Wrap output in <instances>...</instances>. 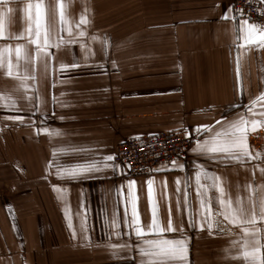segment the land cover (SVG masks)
Masks as SVG:
<instances>
[{
  "label": "crops",
  "instance_id": "crops-1",
  "mask_svg": "<svg viewBox=\"0 0 264 264\" xmlns=\"http://www.w3.org/2000/svg\"><path fill=\"white\" fill-rule=\"evenodd\" d=\"M232 1L60 0L66 23L65 32L59 33L57 0H43L49 5L50 38L61 35L67 41L68 30L74 34L81 15L86 14L90 23L80 27L88 37L106 36L108 48L105 57L103 42L89 40L93 55L86 58L78 43L61 44L49 49L54 53L51 58L41 56L37 62L28 28L38 0H0V51L7 62L11 47L13 63H17L15 49L22 47L20 71L36 76L42 109L34 115L18 112L27 104L18 99L24 89L5 74L6 67L0 68V264H138L137 252L119 245L125 241L143 244L125 226V203L127 182L133 180L141 226L151 223L148 179L153 180L160 224L166 226L171 214L174 225H184L183 237L179 232L164 236L187 239L190 264H246L242 246L233 244L242 235L240 228L218 215L214 187L206 193L211 200L212 234L206 224L202 231L189 226V212L194 220L200 219L196 165L220 176L233 201L239 197L247 203L251 195L258 204L264 195V176L259 171L264 155L243 165L225 163L211 159V153L193 152L194 144L186 161L176 160L183 170L169 163L141 177H129L124 165L105 159L128 139L183 130L203 142L220 130L218 120L238 119L241 114L264 121L259 115L264 105L254 106L255 115L248 112L252 101L264 92V49L246 44L239 28L245 20L235 18L233 11L231 18H221L232 9ZM112 60L117 62L115 68ZM73 62L80 66L60 69V64ZM99 63L104 64L103 70L96 67ZM11 102L15 107L7 106ZM11 115L26 119L23 123L4 119ZM199 125H210L213 131L197 134L193 129ZM40 127L59 134L37 133ZM247 142L253 155L264 154V126L250 130ZM78 164L96 168L76 179L57 175L58 168ZM247 183L252 184L251 191L245 189ZM201 184L211 181L202 178ZM220 227L231 234L221 233ZM145 238L156 236L148 233Z\"/></svg>",
  "mask_w": 264,
  "mask_h": 264
},
{
  "label": "snow or ice",
  "instance_id": "snow-or-ice-1",
  "mask_svg": "<svg viewBox=\"0 0 264 264\" xmlns=\"http://www.w3.org/2000/svg\"><path fill=\"white\" fill-rule=\"evenodd\" d=\"M260 3H264V0H259ZM219 5H217L218 7ZM36 14L32 20H30L28 28V40L34 46L36 61H39L41 56L51 58L54 53L50 52L51 48H59L61 44H79L80 48L84 53H86V58L93 55L92 49L89 44V40L97 41L101 40L102 46L101 51L104 52L105 57H107L108 39L106 36L92 35L88 37L85 29L81 28V25H87L90 23L86 14H82L78 24L76 25V32L73 34L71 30H68L69 39L64 40V37L57 35L56 39L50 38V25H49V5H45L43 0H38L35 3ZM65 6L60 0H57V8L55 10L56 15L59 20V33L65 32ZM232 9H227L222 19H229V13ZM258 11L264 15V9H258ZM239 28L243 34V39L246 44L256 45L258 48L264 49V25L257 23H249V21H240ZM254 37L253 38V35ZM87 37V39H85ZM23 39V37H19ZM0 39H3L0 37ZM239 47H244L240 45ZM22 47L17 46L16 61L13 63L12 60V48L8 47V59L5 62L3 58V52L0 51V68L6 67L5 74L9 77H14L20 82L19 87L23 88L24 91L18 96L19 100L27 101V104L21 105L20 108L16 109L19 111H30L34 115L35 113L42 112L39 107V90L36 88V76L32 73H21L19 61L22 56ZM113 68L117 66L115 60L111 61ZM80 66L78 62H73L71 65L60 64L61 70H68L70 68H76ZM97 68L103 70L104 64L99 63L96 65ZM237 85L239 87V56L237 57ZM31 81V84L29 83ZM16 89L15 91H18ZM31 90L32 95H29ZM56 98L53 97V103H56ZM264 105V92H262L255 100L252 101V106L248 107V112L255 115L253 108L256 104ZM8 107H15V103L11 102ZM31 106V107H29ZM259 115L264 116V112L259 113ZM238 119L216 121L218 125H221L219 131H215L214 135H211L209 139L201 142L196 141L195 146L192 148L193 152H204L211 153V159H216L222 162L237 161L241 165L245 163V160H253L259 158L262 153H253L249 150V145L247 142L248 132L255 131L258 126H264V121L248 120L243 115L238 114ZM63 119L64 117H60ZM11 121L24 122L26 117L22 115H11L4 117ZM31 119V116L28 117ZM34 123V121H33ZM37 133H44L48 135H58V131H50L47 127H40L36 129ZM197 134L201 132H212L213 129L210 125H199L193 129ZM186 138L190 135L186 131ZM56 153L54 152L53 155ZM106 160L111 161L114 159L113 155H108L105 157ZM51 166V165H50ZM107 167V165H106ZM118 168L119 165H116ZM130 167V166H129ZM171 167L173 169L180 168L183 170L184 165L179 164L176 160L171 162ZM196 185H197V199L199 200L200 208L197 215L200 219L194 220L192 218L191 212H189V226L197 227L199 230H204L205 224L207 225L209 234H212L213 223H212V207L211 200L206 198V193L209 187H214L218 195L216 196V201L219 205L220 211L218 215L223 216L224 220L229 224L238 226L240 228L239 240H233V244L242 246V250L246 253L242 255L246 264H264V195L259 199V203L250 195L247 197V203H245L241 198L237 197L233 201L230 197H227L225 187L223 186L222 178L217 176L215 173H208L204 171L202 165L197 164ZM96 168L95 165L90 164H78L73 165L70 168H58L57 175H67L71 178H81L85 173H90ZM161 169H155L159 171ZM262 176H264V167L259 169ZM207 179L211 181L210 185H202L201 179ZM135 181L129 180L127 182L128 187V201L125 203V226L130 227L132 233L138 238V240H143V244L132 245L125 241L123 244L119 245L129 252L136 251L140 256L138 264H190L188 257V241L186 238H166L164 233L179 232L181 237L184 234V225L181 223L179 225H174L169 214V219L166 226L161 225L158 219V208L153 199V180L148 179L146 181L148 188V201L150 210L152 213V221L149 225L142 227L140 218L137 212L134 187ZM181 181L179 178L176 180L178 186ZM264 189V186H261ZM245 189L248 191L252 190V184L247 183ZM54 191H59V189L54 188ZM185 208L189 207L188 193H184ZM131 206V222H128V207ZM179 208V203H178ZM87 211L86 209H82ZM71 227V225H69ZM219 227V225H217ZM219 231L223 234L230 235V231L225 227H220ZM148 233L155 234V239H146L145 236ZM238 235V234H237ZM73 238H75V232H73ZM112 247H116L113 245ZM147 258V259H145Z\"/></svg>",
  "mask_w": 264,
  "mask_h": 264
},
{
  "label": "built area",
  "instance_id": "built-area-1",
  "mask_svg": "<svg viewBox=\"0 0 264 264\" xmlns=\"http://www.w3.org/2000/svg\"><path fill=\"white\" fill-rule=\"evenodd\" d=\"M231 5L235 18L264 25V15L258 11L264 9V3L259 0H233ZM185 134L186 131L177 130L124 140L116 145L113 161L124 165L129 177L153 175L173 160L186 161L197 139L191 135L186 138Z\"/></svg>",
  "mask_w": 264,
  "mask_h": 264
}]
</instances>
